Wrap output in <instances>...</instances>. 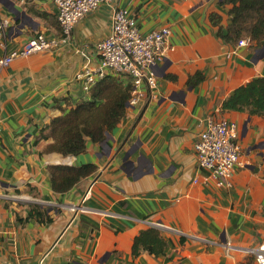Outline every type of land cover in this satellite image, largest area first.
Masks as SVG:
<instances>
[{
  "label": "crops",
  "instance_id": "0c3cea01",
  "mask_svg": "<svg viewBox=\"0 0 264 264\" xmlns=\"http://www.w3.org/2000/svg\"><path fill=\"white\" fill-rule=\"evenodd\" d=\"M10 1L0 0V57L39 33L59 35L53 0ZM221 1L115 0L143 33L169 27L172 34L155 66L156 89L127 107L104 142L87 140L79 156L48 152L54 139H36L62 115L60 107L91 99L76 75L86 63L96 69L93 46L111 34L115 5L77 22L60 50L17 58L0 73V264H243L251 258L250 249L264 240V117L224 111L222 104L264 76V46L217 36L211 14L221 15L226 28L232 8ZM198 72L205 80L189 86ZM209 117L239 126L242 164L229 187L205 184L198 166L194 145ZM90 163L95 174L66 193L53 190L48 166ZM35 206L53 222L26 221ZM158 223L172 229L161 232L169 241L165 253L134 255L135 238Z\"/></svg>",
  "mask_w": 264,
  "mask_h": 264
},
{
  "label": "built area",
  "instance_id": "2783aa9c",
  "mask_svg": "<svg viewBox=\"0 0 264 264\" xmlns=\"http://www.w3.org/2000/svg\"><path fill=\"white\" fill-rule=\"evenodd\" d=\"M57 7V19L60 33L48 37L39 33L23 47L0 57V73L21 57H29L38 52L58 51L68 45L77 22L97 10L101 5L114 6L111 34L93 47L98 58L96 69L86 63L77 73V81L83 83V90L90 93L96 83L107 76L129 78L132 83L128 107L136 106L147 97V91L157 87L155 66L164 56L172 31L164 27L149 33H143L136 20L127 9L116 6L115 0H53ZM5 22L3 23V25ZM3 26H1L2 28ZM243 39L238 45H247ZM239 126L227 119L207 118L205 127L199 134L194 151L198 166L204 175V183L213 182L217 187H229L234 173L242 164V147L239 141ZM198 180L196 179L195 182ZM75 210V209H74ZM155 228L172 230L158 223ZM250 253L256 264H264V240ZM85 264H93L86 262Z\"/></svg>",
  "mask_w": 264,
  "mask_h": 264
},
{
  "label": "trees",
  "instance_id": "16d2710c",
  "mask_svg": "<svg viewBox=\"0 0 264 264\" xmlns=\"http://www.w3.org/2000/svg\"><path fill=\"white\" fill-rule=\"evenodd\" d=\"M221 5H232V8L229 11L230 23L226 28L220 27L221 15L213 13L210 16L213 26L219 27L218 37L228 44L238 45L241 40L247 39L251 43L264 46V0H222ZM42 16L51 20L46 14ZM204 80L205 75L198 72L190 76L188 84L195 87ZM132 88L131 82L124 85L114 76L98 81L90 90L91 99L70 109L60 107L62 115L51 121L37 137L36 143L52 138L55 143L47 151L67 157L84 153L87 140L94 143L104 142L125 117ZM222 109L264 117V76L256 77L238 87L223 101ZM48 171L53 190L66 193L81 180L95 174L97 166L92 163L81 166L57 164L48 166ZM34 217L45 224L53 222L48 211L40 206L31 209L26 221ZM19 221L22 222L21 219ZM161 232L155 227L141 231L134 240L133 254L139 255L142 251L155 256L164 254L169 241L163 238ZM243 264L255 263L250 258Z\"/></svg>",
  "mask_w": 264,
  "mask_h": 264
},
{
  "label": "water",
  "instance_id": "95a60500",
  "mask_svg": "<svg viewBox=\"0 0 264 264\" xmlns=\"http://www.w3.org/2000/svg\"><path fill=\"white\" fill-rule=\"evenodd\" d=\"M2 1H4V3H6V4H8V3L13 4L10 0H2ZM262 51H263V53H264V47H263Z\"/></svg>",
  "mask_w": 264,
  "mask_h": 264
},
{
  "label": "rangeland",
  "instance_id": "374dc122",
  "mask_svg": "<svg viewBox=\"0 0 264 264\" xmlns=\"http://www.w3.org/2000/svg\"><path fill=\"white\" fill-rule=\"evenodd\" d=\"M263 53V51H261V54ZM252 255V254H251ZM251 258H253V262L256 264L254 256L252 255Z\"/></svg>",
  "mask_w": 264,
  "mask_h": 264
}]
</instances>
